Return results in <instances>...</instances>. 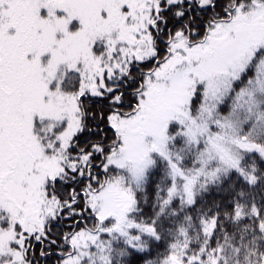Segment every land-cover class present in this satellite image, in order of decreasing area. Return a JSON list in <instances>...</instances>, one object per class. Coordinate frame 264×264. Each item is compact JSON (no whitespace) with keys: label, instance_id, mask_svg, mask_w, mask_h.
<instances>
[{"label":"snow or ice","instance_id":"obj_1","mask_svg":"<svg viewBox=\"0 0 264 264\" xmlns=\"http://www.w3.org/2000/svg\"><path fill=\"white\" fill-rule=\"evenodd\" d=\"M0 264H264V0H0Z\"/></svg>","mask_w":264,"mask_h":264}]
</instances>
